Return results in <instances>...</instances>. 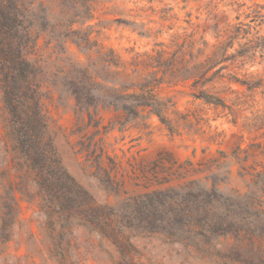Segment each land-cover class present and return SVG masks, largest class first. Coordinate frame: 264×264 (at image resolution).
I'll return each mask as SVG.
<instances>
[{"label": "trees", "instance_id": "1", "mask_svg": "<svg viewBox=\"0 0 264 264\" xmlns=\"http://www.w3.org/2000/svg\"><path fill=\"white\" fill-rule=\"evenodd\" d=\"M99 6L101 0H0L1 141L9 155V166L0 173V242L10 239L20 216L17 192H21L40 201L59 264L71 263L74 226L110 241L118 253L114 264H143L133 241L140 234L164 235L203 264H264V160L242 165L241 176L250 177L245 191L221 189L226 177L213 172L226 166L227 155L220 150L219 158L200 163L199 168L191 160L179 165L184 177L210 172L205 178L211 180L209 186L189 178L116 204L100 203L63 163L44 87L46 75L62 76L63 86L76 100L77 114L88 116L90 123H99L95 118L110 108L118 113L111 123L121 129L137 120L150 127V119L156 117L172 135L197 132L208 119L199 107L180 108L176 86L186 84L194 100L229 108L236 117L244 94L234 87L264 86L263 80L240 76L238 71L262 45L246 42L235 48L242 29L228 24L223 33L218 31L217 42L199 40L194 33L179 35L170 45L160 43L159 49L126 60L99 40L97 27L105 28L106 21H137L121 14L102 19ZM79 16L83 21L76 19ZM71 45L89 55L75 56ZM225 93L236 95L231 104ZM220 136L216 132L210 141L215 143ZM259 148L264 156V144ZM247 150L239 147L231 156L240 159ZM111 190L118 192L117 187Z\"/></svg>", "mask_w": 264, "mask_h": 264}, {"label": "rangeland", "instance_id": "2", "mask_svg": "<svg viewBox=\"0 0 264 264\" xmlns=\"http://www.w3.org/2000/svg\"><path fill=\"white\" fill-rule=\"evenodd\" d=\"M101 1L98 16L102 19L121 14L129 21H137V24L106 21L103 23L105 28L97 27L99 40L126 60L136 53L153 52L161 47L160 43L170 45L179 35L194 33L195 38L214 43L219 30L228 28V24L236 25L242 32L235 41V48L246 42L262 45L256 47L255 55L238 70L240 76L248 74L254 81H264V0ZM76 19L83 21L82 16ZM70 49L82 59L89 55L80 52L75 45ZM61 81L62 76L48 74L44 77L45 105L53 121L57 147L68 170L100 203L116 204L128 196L178 185L189 178L201 179V184L209 186L211 180L205 178L210 172L184 177L180 175L183 170L179 165L191 160L193 166L199 168L200 163L219 158L220 150L227 155L226 166L213 172L220 178L226 177L220 184L221 189L225 193L232 187L245 191L250 177L241 176L242 165L264 160L259 148V143L264 144L263 85L251 90L234 87L244 94L238 101L240 112L235 117L229 108H216L194 100L188 94L189 86L179 84L176 87L180 91L175 93V100L180 108L199 107L208 122L202 123L200 131L172 135L159 125L156 117L150 119V127L137 120L121 129L111 123L118 113L110 108L102 110L95 118L101 120L99 123H90L88 116L79 117L76 100ZM223 95L229 104L236 98L235 94ZM2 108L0 94V116ZM216 132H221V136L213 143L210 139ZM2 136L0 118V173L9 166ZM239 147L248 149L247 153L241 152L240 159L232 157ZM246 155L249 158L242 163ZM156 163L158 166L154 167ZM162 180L168 181L158 184ZM115 187L117 193L111 190ZM17 200L20 216L12 227L10 239L0 242V264H59L52 251L53 231L41 210L40 201L29 199L21 192H17ZM71 239L70 264H114L113 260L118 256L110 241L86 227L74 226ZM133 241L143 264H203L189 257L181 244L168 241L164 235L140 234Z\"/></svg>", "mask_w": 264, "mask_h": 264}]
</instances>
